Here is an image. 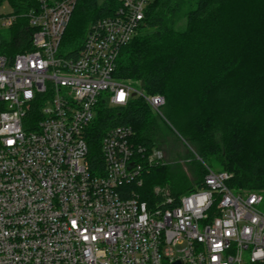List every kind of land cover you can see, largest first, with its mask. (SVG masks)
I'll use <instances>...</instances> for the list:
<instances>
[{
    "label": "built area",
    "instance_id": "2783aa9c",
    "mask_svg": "<svg viewBox=\"0 0 264 264\" xmlns=\"http://www.w3.org/2000/svg\"><path fill=\"white\" fill-rule=\"evenodd\" d=\"M152 1L117 0L74 57L61 44L78 0L0 16L2 28L26 17L30 31L29 49L0 52V264H264V192L235 193L230 173L203 162L201 188L155 186L151 205L140 189L164 151L130 125L107 131L103 166L90 168L85 133L101 102L166 105L116 77Z\"/></svg>",
    "mask_w": 264,
    "mask_h": 264
},
{
    "label": "trees",
    "instance_id": "16d2710c",
    "mask_svg": "<svg viewBox=\"0 0 264 264\" xmlns=\"http://www.w3.org/2000/svg\"><path fill=\"white\" fill-rule=\"evenodd\" d=\"M21 14L39 8V0H0ZM117 0H78L61 47L77 56L89 28L112 15ZM28 18L21 17L0 38L8 56L30 48ZM28 44V46H26ZM116 77L148 95H163L165 117L202 160L217 172L232 175L235 193L264 192V0H153L137 35L123 47ZM152 108L139 96L125 106L101 102L86 131L90 168L103 166L102 139L108 130L130 125L135 142L159 146ZM201 163L195 184H204ZM167 163L151 168L140 189L151 205L154 187L166 183ZM170 176V175H169Z\"/></svg>",
    "mask_w": 264,
    "mask_h": 264
},
{
    "label": "rangeland",
    "instance_id": "374dc122",
    "mask_svg": "<svg viewBox=\"0 0 264 264\" xmlns=\"http://www.w3.org/2000/svg\"><path fill=\"white\" fill-rule=\"evenodd\" d=\"M105 0H99L100 3ZM12 7L8 2L0 4V16L11 13ZM10 28L0 27V38L8 37ZM136 87V86H134ZM151 121H156L159 127L158 140L161 142L158 147L164 151L165 162L169 165L166 183L159 185L169 189L179 190L187 184H195L199 174L201 163L204 161L195 150L179 135L170 125L164 115L152 109Z\"/></svg>",
    "mask_w": 264,
    "mask_h": 264
},
{
    "label": "water",
    "instance_id": "95a60500",
    "mask_svg": "<svg viewBox=\"0 0 264 264\" xmlns=\"http://www.w3.org/2000/svg\"><path fill=\"white\" fill-rule=\"evenodd\" d=\"M133 95H135V93Z\"/></svg>",
    "mask_w": 264,
    "mask_h": 264
}]
</instances>
